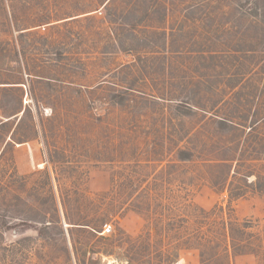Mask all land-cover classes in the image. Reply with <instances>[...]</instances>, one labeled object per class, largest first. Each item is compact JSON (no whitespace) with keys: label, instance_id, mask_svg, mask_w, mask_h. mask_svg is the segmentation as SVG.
I'll return each mask as SVG.
<instances>
[{"label":"rangeland","instance_id":"374dc122","mask_svg":"<svg viewBox=\"0 0 264 264\" xmlns=\"http://www.w3.org/2000/svg\"><path fill=\"white\" fill-rule=\"evenodd\" d=\"M256 1L217 0L216 35L199 36L187 20L195 0H134L116 23L133 40L129 26L138 22V44L162 43L164 30L167 42L179 41L182 25L192 39L226 42L252 21L264 26L261 13L241 16ZM104 12L102 0H0V264H264V190L229 199L238 178L221 191L201 159L178 160L184 132L172 130L173 109L205 93L186 82L194 64L174 82L155 62L138 82L146 96L108 106L106 87L135 57L98 53ZM217 106L218 116L227 110ZM199 128L195 142L212 143L214 131Z\"/></svg>","mask_w":264,"mask_h":264},{"label":"trees","instance_id":"16d2710c","mask_svg":"<svg viewBox=\"0 0 264 264\" xmlns=\"http://www.w3.org/2000/svg\"><path fill=\"white\" fill-rule=\"evenodd\" d=\"M117 1L122 0H102V4L105 5L103 21L106 23L104 27L106 30H104V34V31L97 27V30L100 31L98 34L95 33L98 36L97 42H102L99 41L101 32L105 41L98 53L102 55H111L116 52L132 53L135 62L120 68L122 75L119 81L115 79L118 84L109 82L111 87L108 90L106 87V91L109 93V98L105 97V100L108 101L106 104L124 108L129 102H132L130 99L132 96L134 98L135 95L146 96L145 92L139 90L138 82H145L153 74L151 71H155L158 67H160L157 70L160 75H168L169 80L174 82L178 80L179 82L181 73L189 72L185 62L190 66L193 63L194 67L190 69V75L187 76L188 81L186 82L192 86L195 85L193 88L201 90L200 94L205 90L202 98L210 92H217L222 96L217 104L212 99L208 100L211 102L210 104L206 101L203 105L200 103L202 98L199 99L197 93H194L190 99H186V103L182 107L176 106L173 109L172 130L176 131V127L181 125L179 132H184L183 136L185 137V141L181 135L175 142L178 160L192 163L201 159L202 167L211 171L209 173L211 186L221 191H226L225 188L234 183L233 178H238L239 184L229 191V199L235 200L242 197L244 190L249 188L261 193L264 190V26H260V24L263 25L261 19L259 22L252 21L247 28L239 27L241 29L237 34L243 36L240 39L230 38L226 42L218 37H206L203 41H199L197 38L192 39L189 36L190 31H183L182 25L179 27L183 31L178 33L182 37L179 41L167 42L164 38L166 34L164 30L162 43H157L149 38V41L144 40L143 44H138L133 43L136 42L134 39L136 34L140 33L138 32V22L129 26L128 35L134 37H130L133 40H124V35L120 32L121 29L118 30L122 25L116 23L124 19L122 18L124 9L130 6L134 0L124 2L123 8L119 7L117 10H113ZM216 3L217 0H195L194 4L189 6V10H186L188 12L187 20L192 23L194 29H197L199 36H206L209 32L216 35L223 31V25L216 23L219 7H211ZM253 3V8L249 13H241L242 18L248 21L247 16L256 18V15L258 17L261 13L264 22V0ZM243 5L240 6L243 7ZM165 12L162 14V20L168 15H165ZM90 16L87 17L93 19ZM145 16L149 17L147 13ZM208 22L210 23L207 25ZM199 23L203 28L199 29V25H195ZM146 31L145 33H149L148 36H153L151 29ZM250 31H254L255 37L249 36ZM155 62H158L155 64L157 68H155ZM198 74L201 75L198 76ZM164 75L162 76L164 77ZM256 78L258 81L254 80ZM100 86L101 84H98L96 88L99 89ZM161 96L160 99L175 102L173 99H164V95ZM152 98L155 99L154 104H157V97ZM255 102L257 103L255 104ZM219 104V109L222 107L227 110L218 116L217 105ZM254 104L258 106L251 110ZM239 110L241 117L238 115ZM20 112L21 109H16L13 115ZM206 116L208 117L206 118ZM249 118L250 121H248ZM186 124L190 125L189 129L184 128ZM198 126L199 129L209 128L214 131L216 136L211 139L212 143L200 141L198 144L197 141L195 142L196 133L199 132ZM205 150L210 154V157H203L202 152ZM232 150L233 154L228 156L227 154ZM258 164H261V169L257 167ZM251 178L252 181H250ZM94 230L96 229L94 228ZM231 241H233L232 237Z\"/></svg>","mask_w":264,"mask_h":264},{"label":"built area","instance_id":"2783aa9c","mask_svg":"<svg viewBox=\"0 0 264 264\" xmlns=\"http://www.w3.org/2000/svg\"><path fill=\"white\" fill-rule=\"evenodd\" d=\"M110 226H108V225H104V227H103V230H102V234H108V233H110Z\"/></svg>","mask_w":264,"mask_h":264}]
</instances>
